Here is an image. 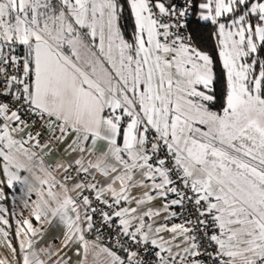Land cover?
<instances>
[{
	"label": "snow or ice",
	"instance_id": "1",
	"mask_svg": "<svg viewBox=\"0 0 264 264\" xmlns=\"http://www.w3.org/2000/svg\"><path fill=\"white\" fill-rule=\"evenodd\" d=\"M0 248L264 264V0H0Z\"/></svg>",
	"mask_w": 264,
	"mask_h": 264
},
{
	"label": "crops",
	"instance_id": "2",
	"mask_svg": "<svg viewBox=\"0 0 264 264\" xmlns=\"http://www.w3.org/2000/svg\"><path fill=\"white\" fill-rule=\"evenodd\" d=\"M13 221H14V219H13ZM4 256H9V254L7 253V251L5 249L0 248V258H3ZM9 259H11L10 256H9Z\"/></svg>",
	"mask_w": 264,
	"mask_h": 264
},
{
	"label": "built area",
	"instance_id": "3",
	"mask_svg": "<svg viewBox=\"0 0 264 264\" xmlns=\"http://www.w3.org/2000/svg\"><path fill=\"white\" fill-rule=\"evenodd\" d=\"M12 223H13V229H15V222L14 221H12ZM16 243V241L15 240H13V244H15Z\"/></svg>",
	"mask_w": 264,
	"mask_h": 264
}]
</instances>
